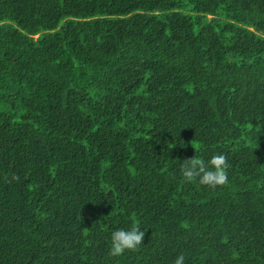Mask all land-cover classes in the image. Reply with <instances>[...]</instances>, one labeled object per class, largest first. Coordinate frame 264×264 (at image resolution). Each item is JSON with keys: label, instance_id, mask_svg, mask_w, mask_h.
<instances>
[{"label": "trees", "instance_id": "trees-1", "mask_svg": "<svg viewBox=\"0 0 264 264\" xmlns=\"http://www.w3.org/2000/svg\"><path fill=\"white\" fill-rule=\"evenodd\" d=\"M181 253L264 264V0H0V264Z\"/></svg>", "mask_w": 264, "mask_h": 264}, {"label": "clouds", "instance_id": "clouds-1", "mask_svg": "<svg viewBox=\"0 0 264 264\" xmlns=\"http://www.w3.org/2000/svg\"><path fill=\"white\" fill-rule=\"evenodd\" d=\"M228 157L224 153H216L205 161L195 155L186 158L181 164V174L185 182H198L210 188L226 185L228 179ZM18 179V177H14ZM145 232L135 222L129 229H118L111 234L109 255L113 257L122 256L126 251H135L144 243ZM185 256L179 254L174 264H184Z\"/></svg>", "mask_w": 264, "mask_h": 264}]
</instances>
